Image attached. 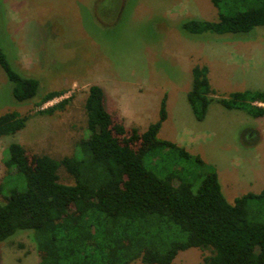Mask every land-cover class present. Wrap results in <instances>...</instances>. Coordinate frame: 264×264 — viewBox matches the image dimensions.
<instances>
[{"label":"rangeland","instance_id":"374dc122","mask_svg":"<svg viewBox=\"0 0 264 264\" xmlns=\"http://www.w3.org/2000/svg\"><path fill=\"white\" fill-rule=\"evenodd\" d=\"M191 17L216 20L217 9L210 0H0L6 37L0 39L9 61L39 80V94L60 93L40 104L38 97L15 102L0 67V114L15 109L28 115L22 129L0 137V200L13 173L4 162L10 142H19L29 154L57 159L76 151V142L87 135L84 101L91 84L104 90L114 131L126 134L154 122L165 96L167 117L158 137L204 162L181 161L180 177L193 191L209 167L229 202L264 188V117L212 101L197 120L186 99L195 64L208 66L215 98L234 90H264V27L190 36L179 23ZM62 100V107L45 111ZM58 173L61 182H72L63 168ZM208 254L191 247L169 264H204ZM39 258L31 231L0 242V264H38Z\"/></svg>","mask_w":264,"mask_h":264},{"label":"trees","instance_id":"16d2710c","mask_svg":"<svg viewBox=\"0 0 264 264\" xmlns=\"http://www.w3.org/2000/svg\"><path fill=\"white\" fill-rule=\"evenodd\" d=\"M210 1L217 19H183L179 23L183 34L246 33L264 27V0ZM0 34L5 40L1 28ZM0 67L12 84L15 102L38 97L40 104L60 94H39V80L9 61L1 39ZM208 72L205 64L191 67L186 99L197 120L205 117L212 101L264 117V105L256 104L264 103V90H234L215 98ZM84 110L87 135L76 142L72 155L57 159L29 154L16 141L6 147L4 162L13 173L1 187L0 242L31 231L38 264H128L137 259L143 264H169L191 247L209 251L204 264H264V188L229 202L217 172L209 167L193 191L180 177L181 161L198 166L204 162L158 137L167 117L165 96L158 118L142 132L114 131L98 84L89 86ZM27 119L15 109L1 113L0 137L16 133ZM59 168L72 182L60 181Z\"/></svg>","mask_w":264,"mask_h":264},{"label":"clouds","instance_id":"9594fccd","mask_svg":"<svg viewBox=\"0 0 264 264\" xmlns=\"http://www.w3.org/2000/svg\"><path fill=\"white\" fill-rule=\"evenodd\" d=\"M259 102H257L256 104H258ZM258 105H261V104H258Z\"/></svg>","mask_w":264,"mask_h":264},{"label":"built area","instance_id":"2783aa9c","mask_svg":"<svg viewBox=\"0 0 264 264\" xmlns=\"http://www.w3.org/2000/svg\"><path fill=\"white\" fill-rule=\"evenodd\" d=\"M258 104H262V103H258ZM262 105H264V104H262Z\"/></svg>","mask_w":264,"mask_h":264}]
</instances>
